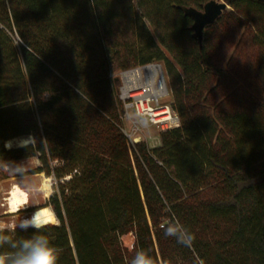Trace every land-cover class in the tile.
<instances>
[{
    "label": "trees",
    "instance_id": "16d2710c",
    "mask_svg": "<svg viewBox=\"0 0 264 264\" xmlns=\"http://www.w3.org/2000/svg\"><path fill=\"white\" fill-rule=\"evenodd\" d=\"M209 1L0 0V165L56 178L39 208L58 264H264V2L225 0L199 41L184 8ZM151 61L180 125L130 144L114 74ZM169 207L191 247L165 236Z\"/></svg>",
    "mask_w": 264,
    "mask_h": 264
},
{
    "label": "clouds",
    "instance_id": "9594fccd",
    "mask_svg": "<svg viewBox=\"0 0 264 264\" xmlns=\"http://www.w3.org/2000/svg\"><path fill=\"white\" fill-rule=\"evenodd\" d=\"M34 140V138H31ZM12 141L5 143L10 147ZM19 146L27 147L28 144L20 142ZM34 147V146H33ZM2 170L10 175L19 177V182L12 185L8 198V209L13 215L29 205L32 198H44L45 200L57 190V180L54 176L40 175L29 176L30 166L24 164H5ZM171 218L161 225L167 237L174 238L177 243L191 247L195 236L190 229L183 224L167 209ZM50 210L37 208L30 216L23 217L17 223L15 220L9 224L0 223V264H58L62 249L52 243L49 235L44 231L50 224ZM52 217V216H51ZM33 230L32 235L16 237L17 232ZM130 264H167L166 261L157 262L143 249L136 250Z\"/></svg>",
    "mask_w": 264,
    "mask_h": 264
},
{
    "label": "built area",
    "instance_id": "2783aa9c",
    "mask_svg": "<svg viewBox=\"0 0 264 264\" xmlns=\"http://www.w3.org/2000/svg\"><path fill=\"white\" fill-rule=\"evenodd\" d=\"M118 97L124 107V117L134 112L138 125L131 132L123 130L129 143L141 141L136 133L142 127L155 126L161 131L180 125V118L166 99L171 95L166 69L162 62L151 61L118 73ZM153 138V137H149ZM158 139V137H157ZM160 139V137H159ZM159 145L157 142L156 145Z\"/></svg>",
    "mask_w": 264,
    "mask_h": 264
},
{
    "label": "rangeland",
    "instance_id": "374dc122",
    "mask_svg": "<svg viewBox=\"0 0 264 264\" xmlns=\"http://www.w3.org/2000/svg\"><path fill=\"white\" fill-rule=\"evenodd\" d=\"M218 1H225V0H218ZM229 8L230 7H228V9ZM162 63L165 67V64L163 61ZM118 73L119 72H116L114 74L116 81H118L117 80ZM171 100H172V96L170 95L166 99V102L170 103ZM135 125H138V117L136 116L134 112H130V114H128L125 117L123 116V127L126 129L127 132L129 131L132 132L136 128ZM136 136L140 137L142 141L148 142L150 146L156 145L157 142H159L160 144L159 130L155 126L142 127L136 133ZM150 136L153 138H149ZM11 141H12L11 147H13V146H19L20 142H24L27 144L31 142L32 139L28 137H24V138L13 139ZM5 164H17V165L24 164L25 166H30V171L28 173L29 176L35 175L39 177L40 175H46L45 173H33V171L41 165V162L37 156L26 158V159H20L16 161H7L4 164H1L0 166H3ZM18 182H19V177H15L13 175H10L9 173L4 172L2 170V167H0V223L9 224L13 222V220H15L18 223L20 219H22L23 217L30 216L33 211H35L37 208L41 206H44L49 200V199L45 200L44 198H32L27 207L22 208L18 214L13 215L12 213L9 212V209H8V198L12 190V185ZM52 223H57V220ZM122 241L126 247L132 248L134 241H135V237L132 233H130L128 235H125L122 238Z\"/></svg>",
    "mask_w": 264,
    "mask_h": 264
},
{
    "label": "water",
    "instance_id": "95a60500",
    "mask_svg": "<svg viewBox=\"0 0 264 264\" xmlns=\"http://www.w3.org/2000/svg\"><path fill=\"white\" fill-rule=\"evenodd\" d=\"M228 7L225 1L211 0L205 4L203 10L194 7L184 8L185 13L193 19L192 29L199 41L202 40L205 27L215 22Z\"/></svg>",
    "mask_w": 264,
    "mask_h": 264
},
{
    "label": "bare ground",
    "instance_id": "6f19581e",
    "mask_svg": "<svg viewBox=\"0 0 264 264\" xmlns=\"http://www.w3.org/2000/svg\"><path fill=\"white\" fill-rule=\"evenodd\" d=\"M10 147H11V146H10ZM10 193H11V192H10ZM44 208L50 210V214H51V216H52V220H51L50 223H52L53 221H56L57 219H56V216H55L54 212L52 211V209H51L50 207H44Z\"/></svg>",
    "mask_w": 264,
    "mask_h": 264
},
{
    "label": "snow or ice",
    "instance_id": "6c2138e0",
    "mask_svg": "<svg viewBox=\"0 0 264 264\" xmlns=\"http://www.w3.org/2000/svg\"><path fill=\"white\" fill-rule=\"evenodd\" d=\"M48 215H49V219H51V220H52L51 214L49 213ZM53 222H54V221H53Z\"/></svg>",
    "mask_w": 264,
    "mask_h": 264
}]
</instances>
